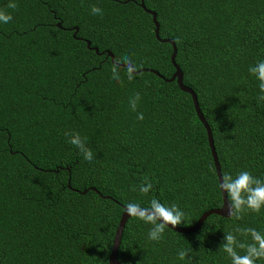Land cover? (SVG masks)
<instances>
[{
    "label": "trees",
    "instance_id": "16d2710c",
    "mask_svg": "<svg viewBox=\"0 0 264 264\" xmlns=\"http://www.w3.org/2000/svg\"><path fill=\"white\" fill-rule=\"evenodd\" d=\"M10 2L0 0L13 16L0 23V264H107L130 202L178 204L185 213L179 228L220 207L189 95L147 72L128 81L122 70V84L111 78L105 51L114 62L129 55L164 79L174 71L171 47L154 39L139 0H14L15 10ZM142 3L155 14L158 37L175 46L174 63L209 127L221 177L247 170L264 179V102L248 71L264 60V0ZM93 5L102 16L91 13ZM135 93L141 100L133 112ZM66 132L87 137L93 162ZM145 177L153 184L147 195L139 192ZM151 227L127 219L119 264H231L224 234L236 227L264 233V208L241 220L210 215L190 234L166 228L158 243L148 239ZM188 248L191 258L180 260Z\"/></svg>",
    "mask_w": 264,
    "mask_h": 264
},
{
    "label": "clouds",
    "instance_id": "9594fccd",
    "mask_svg": "<svg viewBox=\"0 0 264 264\" xmlns=\"http://www.w3.org/2000/svg\"><path fill=\"white\" fill-rule=\"evenodd\" d=\"M18 5L12 0L7 5V8L15 10ZM93 15H103V10L93 5L91 6ZM13 16L10 12L0 9V23L7 24L11 22ZM125 73L127 80L132 81L136 78L139 71V65L129 55H123L115 60L111 67V78L118 83H123L121 71ZM249 74L254 76L258 81L259 95L258 102H264V60H259L253 66H250ZM147 83V81L145 82ZM141 100V95L135 93L129 99V107L133 112L137 111L138 103ZM137 120L143 121L144 114L137 112ZM68 136V143L72 144L83 159L89 163L93 162L94 155L92 150L87 146V137H81L78 132L65 133ZM222 183H219V188L227 194L229 216L236 220H241L243 215L248 212H261L264 208V179L257 178L251 172L244 170L233 176L229 172L222 174ZM153 184L148 177L139 186V192L147 195L152 190ZM136 190V189H133ZM124 211L131 217L137 218L146 224L152 225L148 232L149 241L160 242L164 239L166 228H176L184 224L185 213L181 210L178 204L173 203L166 206L156 198H152L147 207H142L139 203H127ZM238 237H243L239 239ZM223 243L221 244L223 251L231 259V264H256L258 260H264V233L257 231L255 228H240L236 227L233 232L224 234ZM240 250V251H238ZM192 248L181 249L178 252V258L185 260L191 258L189 253ZM243 252V254H240Z\"/></svg>",
    "mask_w": 264,
    "mask_h": 264
},
{
    "label": "water",
    "instance_id": "95a60500",
    "mask_svg": "<svg viewBox=\"0 0 264 264\" xmlns=\"http://www.w3.org/2000/svg\"><path fill=\"white\" fill-rule=\"evenodd\" d=\"M138 7L144 12L146 13L147 15L150 16L151 18V23H152V26H153V37L154 39L158 42V43H167L170 45L171 47V53H170V56H169V62L173 68V73L172 75L168 78V79H164L162 78L157 72L153 71V70H149V69H139L138 73L140 72H147V73H151L153 75H155L156 77H158L159 79L163 80L164 82H175L177 88L182 92V93H185V94H188L190 99H191V102H192V107H193V110H194V113H195V116L198 120V122L202 125L204 131H205V135H206V141H207V145H208V149H209V152H210V157H211V161H212V164H213V168H214V172H215V176H216V180H217V184H218V189H219V194H220V201H221V205L219 208L217 209H210V210H207L206 212L202 213L199 218L197 219V221L195 222V224L189 228H179V227H176V228H171V226L169 225V230L175 232V233H178V234H190V233H193L195 231H197L200 226L202 225V223L204 222V220L210 216V215H215V216H218L220 218H224V219H227L229 218V212H228V200L226 198V193L222 192L219 188V183H222V179H221V174H220V170H219V165H218V162H217V158H216V155H215V152H214V148H213V143H212V138H211V134H210V130H209V127L207 126L205 120L203 119L200 111H199V108H198V105H197V102H196V97L195 95L193 94V92L187 88L186 86H184L182 84V74L180 72V70L178 69V67L175 65L174 63V57H175V53H176V49H175V46L173 44V42L169 39H160L158 37V24L155 20V14L152 12V11H149L147 9H145L143 3H142V0H139V3H138ZM56 27L58 28L59 25L56 24ZM74 31H73V34H72V37L74 36V34L76 33V28H73ZM85 43V48L86 49H89V50H92L94 52V54L98 55V52H97V49L96 48H90V45H89V42L88 41H84ZM105 53V55L107 56V58H109L110 60V63L113 64L114 61H113V57L111 55V53L105 51L103 52V54ZM102 53H100L101 55ZM67 188H69L68 186V181H67ZM93 191V189H91ZM85 193V191H82L80 194L83 195ZM103 199H108L107 197H103ZM125 207H122V213L120 214V217H119V220H118V223H117V226L115 228V231H114V234H113V238H112V242H111V248H110V252H109V255L107 257V264H119L117 259H116V254H117V249H118V246H119V242H120V237H121V233H122V229L124 227V224L125 222L127 221V219H129L131 216H129L127 214L126 211H124Z\"/></svg>",
    "mask_w": 264,
    "mask_h": 264
},
{
    "label": "flooded vegetation",
    "instance_id": "af4514ba",
    "mask_svg": "<svg viewBox=\"0 0 264 264\" xmlns=\"http://www.w3.org/2000/svg\"><path fill=\"white\" fill-rule=\"evenodd\" d=\"M64 30H67L68 31V30H72V29L69 28V29H64Z\"/></svg>",
    "mask_w": 264,
    "mask_h": 264
}]
</instances>
